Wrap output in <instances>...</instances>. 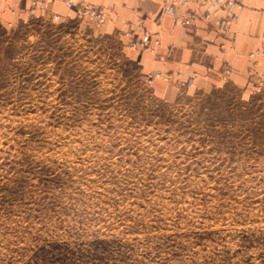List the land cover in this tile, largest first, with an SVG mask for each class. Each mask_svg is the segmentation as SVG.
I'll use <instances>...</instances> for the list:
<instances>
[{"label": "rangeland", "instance_id": "374dc122", "mask_svg": "<svg viewBox=\"0 0 264 264\" xmlns=\"http://www.w3.org/2000/svg\"><path fill=\"white\" fill-rule=\"evenodd\" d=\"M0 24V264H264V79L160 97L89 15Z\"/></svg>", "mask_w": 264, "mask_h": 264}, {"label": "crops", "instance_id": "0c3cea01", "mask_svg": "<svg viewBox=\"0 0 264 264\" xmlns=\"http://www.w3.org/2000/svg\"><path fill=\"white\" fill-rule=\"evenodd\" d=\"M30 1L0 0V24L24 17ZM64 1L49 0L41 14L67 19L75 16ZM69 1H86L105 9L99 31L120 38L128 46V58L142 76H153L151 83L160 97L193 94L226 84L248 88L264 73V58L255 54L264 48V0H234L242 8L224 34L218 32L216 24L225 10L212 8L204 18L206 0H189L178 7L179 12L198 16L187 28L176 23L173 15L160 13L171 0ZM156 73L160 76H154Z\"/></svg>", "mask_w": 264, "mask_h": 264}, {"label": "built area", "instance_id": "2783aa9c", "mask_svg": "<svg viewBox=\"0 0 264 264\" xmlns=\"http://www.w3.org/2000/svg\"><path fill=\"white\" fill-rule=\"evenodd\" d=\"M48 1L49 0H31L30 11L34 12L35 10H43ZM64 2L69 8L75 11L76 15H89L99 23H103L105 20V9L103 7L93 5L86 1L78 4H74L69 0H65ZM188 3L189 0H171V2L167 6L162 8L160 13L173 15L176 23L180 24L184 28H187L191 25L192 20L198 17L195 13L184 14L178 11L179 6L187 5ZM204 4L206 6V11L204 12L203 17L206 19L209 17V10L212 8H214V11H216L217 9L225 10L224 16L220 17L216 24L217 30L221 34H224L227 31L229 24L232 20L237 18L239 11L242 8V5L234 0H206ZM53 18L57 19L58 16L54 15ZM147 44V42L144 43V45ZM221 46L223 47V44ZM253 54L254 53H252L251 55ZM255 54L264 58V48L256 50ZM225 72L229 73L230 69L226 68ZM154 76H160V74L156 73L154 74ZM149 77H152V75H150ZM263 79L264 73L259 78L258 82L256 83V86H258V84H261L260 81H262Z\"/></svg>", "mask_w": 264, "mask_h": 264}]
</instances>
